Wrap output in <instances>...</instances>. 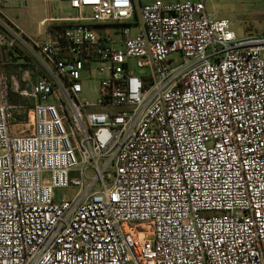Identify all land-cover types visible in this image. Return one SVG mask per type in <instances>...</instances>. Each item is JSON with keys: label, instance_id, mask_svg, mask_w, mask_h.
I'll use <instances>...</instances> for the list:
<instances>
[{"label": "built area", "instance_id": "obj_1", "mask_svg": "<svg viewBox=\"0 0 264 264\" xmlns=\"http://www.w3.org/2000/svg\"><path fill=\"white\" fill-rule=\"evenodd\" d=\"M60 1L43 42L0 32L41 72L26 105L0 77V264H264V35L207 0Z\"/></svg>", "mask_w": 264, "mask_h": 264}, {"label": "rangeland", "instance_id": "obj_2", "mask_svg": "<svg viewBox=\"0 0 264 264\" xmlns=\"http://www.w3.org/2000/svg\"><path fill=\"white\" fill-rule=\"evenodd\" d=\"M155 1L175 2L186 0H137V8L141 4H150ZM207 8L212 17L217 20L226 19L231 22V30L235 33L237 38L245 39L250 37H258L264 35V0H207ZM5 17L0 15V32L11 41V30L7 22L11 26L17 27L24 33L28 40H33L37 43L43 42L48 35V25L41 26V22L49 18H63L75 17L76 13L73 11L68 2L60 0H25L21 3L19 0H12L3 10ZM87 15V12H85ZM137 15L134 14L132 22L134 25L131 28V35L137 36L139 27L136 25ZM118 30L119 27H114ZM31 46L27 40H22L14 43L12 46L4 48L0 54L1 62L7 65L10 53L13 51L21 58H29L30 51L25 46ZM178 63H181V57L175 55L174 57ZM135 60L130 61L135 73H142L144 70L135 68ZM7 69V68H6ZM4 71H6L4 69ZM85 91L90 98V101H95L99 91V80L96 75L89 78L85 86ZM75 189L70 188L66 191H60L59 196L67 199H72L75 194Z\"/></svg>", "mask_w": 264, "mask_h": 264}, {"label": "crops", "instance_id": "obj_3", "mask_svg": "<svg viewBox=\"0 0 264 264\" xmlns=\"http://www.w3.org/2000/svg\"><path fill=\"white\" fill-rule=\"evenodd\" d=\"M2 9L0 11V14L5 17V14L3 13ZM6 18V17H5ZM8 23V22H7ZM15 27V26H13ZM17 30H19L17 27H15ZM22 35L24 36V33L19 30ZM26 38V37H25ZM27 39V38H26ZM1 55L0 54V62H1ZM9 62L7 65H4L0 63V77H4L6 80V84L9 86V92H8V100L13 105H26L27 102L23 97L20 96L18 92H16L13 89L11 78H16L19 82L20 91L21 90H29L30 86L33 85L39 78L40 71H38L35 67V70L32 71L30 69H24L21 65L24 63L23 59H19L18 54H15L13 51L10 53V57L8 58ZM7 68V69H6ZM4 69L6 71H4ZM29 79V80H27ZM24 80L26 82H24Z\"/></svg>", "mask_w": 264, "mask_h": 264}, {"label": "trees", "instance_id": "obj_4", "mask_svg": "<svg viewBox=\"0 0 264 264\" xmlns=\"http://www.w3.org/2000/svg\"><path fill=\"white\" fill-rule=\"evenodd\" d=\"M13 27V26H12ZM19 59H23V61H24V63L21 65L24 69H30V70H32V71H34L35 70V65H34V63L28 58H21L20 56H19Z\"/></svg>", "mask_w": 264, "mask_h": 264}]
</instances>
